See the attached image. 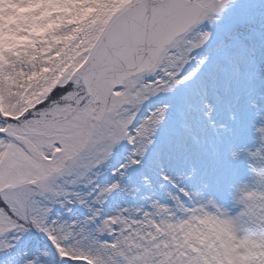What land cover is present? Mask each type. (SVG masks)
I'll return each mask as SVG.
<instances>
[{
  "label": "snow or ice",
  "instance_id": "obj_1",
  "mask_svg": "<svg viewBox=\"0 0 264 264\" xmlns=\"http://www.w3.org/2000/svg\"><path fill=\"white\" fill-rule=\"evenodd\" d=\"M0 264H264V0H0Z\"/></svg>",
  "mask_w": 264,
  "mask_h": 264
}]
</instances>
